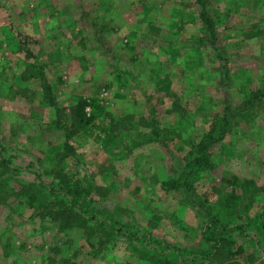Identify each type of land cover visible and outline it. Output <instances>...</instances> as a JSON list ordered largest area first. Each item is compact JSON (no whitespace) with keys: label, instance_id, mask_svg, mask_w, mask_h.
Wrapping results in <instances>:
<instances>
[{"label":"rangeland","instance_id":"rangeland-1","mask_svg":"<svg viewBox=\"0 0 264 264\" xmlns=\"http://www.w3.org/2000/svg\"><path fill=\"white\" fill-rule=\"evenodd\" d=\"M209 10L217 46L200 37L197 0H0V137L24 164L88 168L99 207L198 248L201 210L185 191L166 192L162 180L179 170L193 136L224 115L229 129L212 147L215 164L199 190L211 200L243 185L249 200L259 194L249 214L259 216L253 223L264 240V190L252 189L264 187V0H213ZM31 60L57 88L58 116L52 94L45 98L40 81L23 75ZM258 90L260 99L248 104ZM76 95L99 96L107 113L68 139L74 154L57 126ZM168 126L176 138L168 133L163 146L160 131ZM32 179L24 172L0 190V264H153L123 241L89 256L76 230L68 235L50 217L33 216L16 194ZM262 261L264 254L239 259Z\"/></svg>","mask_w":264,"mask_h":264},{"label":"trees","instance_id":"trees-1","mask_svg":"<svg viewBox=\"0 0 264 264\" xmlns=\"http://www.w3.org/2000/svg\"><path fill=\"white\" fill-rule=\"evenodd\" d=\"M197 2L200 5V16L205 23V35L200 37L208 40L211 46H217L216 17L209 10L213 0ZM104 28H107L106 24L103 25L102 29ZM112 28L114 26L107 31ZM27 52H30L28 55H33L32 50ZM217 56H222L221 51H218ZM42 66L43 64L36 60H31L27 62L23 75L26 79L37 78L40 81L46 91L45 98L52 94L50 104L54 116H58L57 109L60 106L58 107L54 101L57 88L47 80V74ZM58 79L60 82L63 81L60 76ZM253 94V101L248 104H254L255 100H259L262 92L258 90ZM106 113L105 105L99 96L76 95L71 101V113L64 114L61 124L57 126L64 133V144L73 149L75 154L73 145L68 144V139L96 123ZM215 120L210 121L207 129L201 130L189 141L190 148L181 156L180 161L183 159V162L176 172L178 174L162 180V187L166 192L185 191L187 195L185 201L201 210L203 243L198 248L175 244L156 236L128 217H120L116 211L99 207L96 195L101 194L100 188L95 174L88 168L83 167L79 171L66 170L63 165L51 169L41 168L32 161L24 164L19 155L13 152L12 146L7 145L2 137H0V190L5 191L8 182L24 172L31 177L33 175V179L29 183L24 182L16 190V194L24 196L22 201L31 205L33 216L50 217L53 223L58 225L59 230L68 235L76 230L79 237L86 240L90 248L86 253L91 257L96 258L108 245L116 246L123 241L127 246L132 245L136 249L142 258L139 261L150 260L153 264H222L224 261L233 264L236 260L235 264H241L239 259L253 262L264 254V240L255 230L256 223H253L259 220V216L249 214L254 205L252 200L259 199L260 195L254 193L251 196L252 200H249L246 185H243L241 192L236 187L228 191L223 189L222 198L218 196L216 200H211L207 190L202 192L199 190L198 181L205 177L215 164L212 147L223 140L230 125L229 118L224 115ZM56 122H59V118ZM173 131L177 129L170 130L169 126L161 129L160 132L165 133L162 137L163 146H167L165 138L168 133L170 139L176 138L171 135ZM66 156V153L61 154V161ZM227 179L231 180V177ZM234 179L232 181H236ZM248 182L252 184V180ZM252 189L263 191L264 187L254 186ZM262 262L260 264H264ZM61 264H78V261H71L69 258Z\"/></svg>","mask_w":264,"mask_h":264},{"label":"built area","instance_id":"built-area-1","mask_svg":"<svg viewBox=\"0 0 264 264\" xmlns=\"http://www.w3.org/2000/svg\"><path fill=\"white\" fill-rule=\"evenodd\" d=\"M107 92H105L104 94H106Z\"/></svg>","mask_w":264,"mask_h":264}]
</instances>
